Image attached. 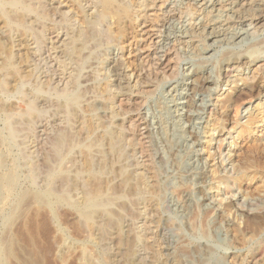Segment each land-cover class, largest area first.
I'll return each mask as SVG.
<instances>
[{
    "label": "rangeland",
    "instance_id": "rangeland-1",
    "mask_svg": "<svg viewBox=\"0 0 264 264\" xmlns=\"http://www.w3.org/2000/svg\"><path fill=\"white\" fill-rule=\"evenodd\" d=\"M19 1L31 9L20 26L0 6V44L17 73L0 84V140L14 134L11 148L0 144V176L16 174L14 190L0 192V249L21 254L2 264H264V25L234 23L243 41L211 44L188 1ZM169 87L188 97L175 133ZM30 93L35 120L25 122ZM163 119L164 136L154 125ZM60 176L67 183L50 182ZM83 190L116 212L85 222L71 208ZM50 192L68 195L55 213L39 202Z\"/></svg>",
    "mask_w": 264,
    "mask_h": 264
},
{
    "label": "bare ground",
    "instance_id": "bare-ground-1",
    "mask_svg": "<svg viewBox=\"0 0 264 264\" xmlns=\"http://www.w3.org/2000/svg\"><path fill=\"white\" fill-rule=\"evenodd\" d=\"M175 1V0H174ZM179 1V0H178ZM177 0H176V2H178ZM182 1H188V2H190L193 6H195V7H197L198 9H200V11H202L203 13H204V15H205V19H204V21H203V23H202V27H201V31H202V33L204 34V37H205V39L206 40H208V42L209 43H211V44H229V43H234V42H239L240 40H242L243 41V34L242 33H237L236 31L234 32L233 31V24L234 23H239V24H246V23H253L254 25H256V26H263L264 25V0H182ZM26 2V1H25ZM23 3V1L21 2V1H19V0H0V6H4V5H7V6H10V9H13L12 11L10 10L9 11V17L8 18H10V20H14V21H16L17 22V24L20 26L22 23V21L25 19V15H27V12L26 11H28V12H30L31 11V9H29V5L27 4L26 5V3ZM109 3H110V1L109 0H103V4H104V7L105 8H107L108 7V5H109ZM183 3V2H182ZM111 4V3H110ZM173 4H175V3H173ZM177 4V3H176ZM110 8V7H109ZM7 10H9V9H6V11ZM107 10V9H106ZM20 11V12H19ZM0 13H2V10H1V8H0ZM5 13V12H4ZM7 13H8V11H7ZM12 13V14H11ZM7 16V15H6ZM28 16V15H27ZM102 16V15H101ZM7 18V19H8ZM27 20V19H26ZM10 21H9V19L8 20H4V24H6V23H9ZM95 22H97L96 20H94V24H95ZM4 24H1V25H3L4 26ZM6 25H8V24H6ZM10 25V24H9ZM5 27V26H4ZM87 28H89V27H87ZM12 29V28H11ZM181 31H179L178 32V35L180 36V37H185V35H186V32H185V30H182V29H180ZM14 31V30H13ZM12 31V32H13ZM88 31V30H87ZM21 32V31H20ZM19 32V33H20ZM23 32V31H22ZM89 32H91V31H89ZM93 33V32H92ZM91 34V33H90ZM89 34V35H90ZM177 34V33H176ZM25 35L27 36V37H31V35H32V33H25ZM89 35H87V36H89ZM93 35V34H92ZM97 35V34H96ZM98 36H99V33H98ZM18 37V36H17ZM24 37V36H23ZM244 37H245V35H244ZM2 38V37H1ZM92 37H90V39H91ZM95 38V37H94ZM97 38V37H96ZM89 39V38H88ZM109 39V38H108ZM85 40V39H84ZM166 40V39H165ZM95 41H97V40H95ZM84 42V41H83ZM87 42V41H86ZM82 45V44H81ZM80 46V45H79ZM6 48H7V46H5ZM81 47V46H80ZM9 48V47H8ZM7 48V51L9 50ZM77 49H79L78 48V46H77V48H76V46L74 47V51L75 50H77ZM74 51H72V53L74 52ZM76 52V51H75ZM78 52V51H77ZM29 53V52H28ZM8 54H9V52H8ZM8 54H6V50H5V48L0 44V84L3 82V80H4V76H10L12 79L17 75V73H13V71L14 70H12V66H13V64L16 62V61H14V63H13V58L11 57V54H10V56L8 55ZM72 57V56H71ZM24 59V58H23ZM19 60V59H18ZM21 63V62H20ZM14 69V68H13ZM15 70H18V69H15ZM15 72H17V71H15ZM21 74H22V72H20ZM21 74L20 75H18L19 77L21 76ZM24 75V74H23ZM2 76H3V79H2ZM29 76V75H28ZM18 77V78H19ZM2 79V80H1ZM8 80V77L7 78H5V80ZM23 79V78H22ZM5 80H4V82H5ZM9 81V80H8ZM11 81V80H10ZM9 81V82H10ZM12 82V81H11ZM25 82V81H24ZM5 83H7L6 85H8V82H5ZM4 83V84H5ZM16 83V82H15ZM2 85V87L4 86L3 84H1ZM0 85V86H1ZM195 86V85H194ZM194 86H193V88H194ZM5 87V86H4ZM6 88H7V86H6ZM6 88H1L2 90L4 89H6ZM8 90H6V92H7ZM184 92H186L185 90H184ZM23 93V92H22ZM31 94V95H30ZM29 95H30V98L32 99V101L31 102H29V107H28V110H27V115L25 116L26 117V119H24V120H22V121H25V122H31V121H34L35 120V116H34V111H35V108H36V106H37V96H36V94L34 93H30ZM186 94V93H185ZM185 96L186 95H184V94H182V93H180V94H178V90L176 89V88H174V87H169L168 89H167V92H166V101L168 102V106H167V110H166V112H165V117L167 116V115H170L171 116V119H173L172 121H173V124H172V130H171V132L172 133H175L176 131L178 132L179 130L178 129H180V127H179V124H178V120H179V118H180V116H181V113H182V108H184V106L186 105L185 103H183V102H181L180 100L183 98V99H185ZM187 97V96H186ZM39 98V97H38ZM164 98V97H163ZM188 98V97H187ZM26 99V98H25ZM24 100V99H23ZM75 100V99H74ZM71 101V100H70ZM73 101V100H72ZM183 101V100H182ZM186 101H187V99H186ZM189 102V101H188ZM190 103V102H189ZM163 104H165V103H163ZM14 105V104H13ZM166 105V104H165ZM190 105V104H189ZM188 105V106H189ZM193 105V104H192ZM12 106V105H11ZM161 106V105H160ZM1 107H2V105H1ZM4 107V106H3ZM164 107H166V106H164ZM164 107H162V108H164ZM6 108H8V107H6ZM72 108V107H71ZM209 108H210V105H206V109L207 110H209ZM9 109H11V107H9ZM165 109V108H164ZM5 110V109H4ZM184 110V109H183ZM161 111H163L162 109H161ZM61 112V111H60ZM164 112V111H163ZM186 111H184V113H185ZM187 113H189V112H187ZM190 115V114H189ZM261 115V114H260ZM160 116V115H159ZM182 116H183V113H182ZM185 116H187V115H185ZM257 116V115H256ZM164 116H163V118H165ZM189 117V116H188ZM191 117H193V116H191ZM190 117V118H191ZM22 118V117H21ZM263 118V117H262ZM261 118V119H262ZM72 119V118H71ZM160 119H162V117L160 118ZM193 120L192 121H194L193 123L194 124H199L200 122H201V117H196V118H192ZM250 119V118H249ZM256 119V118H255ZM260 119V118H259ZM181 120V119H180ZM191 120V119H190ZM170 121V120H169ZM200 121V122H199ZM255 121V120H254ZM257 121V120H256ZM154 122V121H153ZM182 122V121H181ZM21 123V122H20ZM36 123V122H35ZM152 123V122H151ZM151 123H150V125H151ZM192 123V124H193ZM247 123H249V121L247 122ZM252 123V122H251ZM97 124V123H96ZM96 124H93L94 126L93 127H95V125ZM193 124V125H194ZM98 125V124H97ZM102 125V124H101ZM154 125H156L157 126V128L160 130V132H161V135H165V132H167L166 130H168V127H170V125L168 124V122L167 121H165V119H163V120H158V121H156L155 122V124ZM154 125H152V126H154ZM252 125H254V124H252ZM263 125V124H262ZM5 126H7V125H5ZM192 126V125H191ZM190 126V127H191ZM250 126V125H249ZM256 126V125H255ZM97 127V126H96ZM95 127V128H96ZM99 127H100V124H99ZM155 127V126H154ZM194 127V126H193ZM156 128V127H155ZM156 128V129H157ZM182 129H183V126L181 127ZM194 128H196V127H194ZM192 129V128H191ZM7 130V129H6ZM13 130V129H12ZM24 130V129H23ZM87 130V129H86ZM170 130V129H169ZM173 130L175 131V132H173ZM193 130V129H192ZM157 131V130H156ZM155 131V132H156ZM257 131V130H256ZM87 132V131H86ZM154 132V133H155ZM169 132V131H168ZM7 136H6V138H1V140H0V144L1 145H5L4 147H8V148H11L12 147V138H13V136H14V134H13V132L10 130V129H8L7 130ZM112 133V132H111ZM114 134H115V132H113ZM159 133V132H158ZM157 133V134H158ZM69 134V133H68ZM156 134V133H155ZM160 134V133H159ZM158 134V135H159ZM166 134H168V133H166ZM170 134V133H169ZM179 134H180V132H179ZM252 134V133H251ZM119 135V134H118ZM158 135H156L158 138H159V136ZM173 135V134H172ZM183 135V134H182ZM182 135H181V137H182ZM166 136H168V135H166ZM177 136H178V134H177ZM259 136V135H258ZM260 136H261V134H260ZM59 137V138H58ZM118 137H120V136H118ZM118 137H117V135H113V136H111V138L109 139V146L111 147V149H114V147L116 146V144H117V139H118ZM156 137V138H157ZM170 137H171V135H170ZM173 137V136H172ZM171 137V138H172ZM180 137V136H179ZM53 138V137H52ZM57 138V139H56ZM64 138V137H63ZM63 138L61 137V136H59V134H57V135H55V139H53L52 140V142H55L56 144H57V146H60L62 143H63ZM66 138V137H65ZM68 138H69V136H68ZM68 138H66V139H68ZM122 138V137H121ZM157 138V139H158ZM160 138L162 139V141L164 140V144H165V141H166V139H167V137L166 138H162V136H160ZM159 138V140H161ZM171 138H169V140H171ZM174 138V137H173ZM96 139V138H95ZM127 139V138H126ZM183 139V138H182ZM97 140V139H96ZM120 140V139H119ZM178 140H179V138H178ZM177 140V141H178ZM105 141H107V140H105ZM162 141H161V143H162ZM172 141H173V139H172ZM180 141H182V140H180ZM183 141H185V140H183ZM76 142V141H75ZM121 142L122 141H120V144H121ZM127 142V141H126ZM51 143V142H50ZM54 143V144H55ZM70 143V142H69ZM106 143H108V142H106ZM119 143V142H118ZM161 143L159 144V145H161ZM175 143V142H174ZM173 143V144H174ZM183 143V142H182ZM181 142L179 143V144H181V149H185V145L184 144H182ZM55 144V145H56ZM120 144H118L119 146H120ZM153 144H155V143H153ZM163 144V145H164ZM167 144V143H166ZM66 145V144H65ZM176 145V144H175ZM174 145V146H175ZM14 146V145H13ZM62 146V145H61ZM70 146V145H69ZM155 146V145H154ZM166 146H168V144L166 145ZM67 147H68V145H67ZM117 147V146H116ZM121 147V146H120ZM120 147H119V149H120ZM156 147V146H155ZM157 147H159V149L161 148V146H157ZM177 147H179L178 145H177ZM7 148V149H8ZM62 148V147H61ZM65 148H66V146H65ZM117 149V148H116ZM163 149H165V151L167 150V149H169V148H167L166 149V147L165 148H163ZM1 150V149H0ZM55 150H57V149H55ZM59 150V149H58ZM177 150V149H176ZM182 150V151H183ZM2 151V150H1ZM82 151V150H81ZM108 151H109V149H108ZM118 151V150H117ZM121 151H122V149H121ZM164 151V150H163ZM167 151H169V150H167ZM179 151H181L180 149H179ZM178 151V152H179ZM181 151V152H182ZM12 152V151H11ZM57 152V151H56ZM61 152V151H60ZM98 152V151H97ZM110 152V151H109ZM160 152H162V148H161V151ZM173 152V151H172ZM175 152V151H174ZM1 153V152H0ZM42 153V152H41ZM58 153H59V151H58ZM57 153V154H58ZM103 153H105V152H103ZM108 153V152H107ZM111 153V152H110ZM114 153H115V151H114ZM113 153V154H114ZM176 153V152H175ZM184 153V152H183ZM7 154V153H6ZM12 154V153H11ZM56 154V156H60V154H58L57 155ZM118 154V153H117ZM162 154V153H161ZM179 154H181V153H179ZM2 155V154H1ZM119 155V154H118ZM164 155V152H163V154L161 155V156H163ZM171 155H173V153H171ZM177 155V154H176ZM7 156V155H6ZM58 156V157H59ZM92 156V155H91ZM116 156V155H115ZM114 156V157H115ZM160 156V155H159ZM161 156L158 158V159H160L161 158ZM180 155H178V157H179ZM12 157V156H11ZM172 157H174V156H172ZM4 158V157H3ZM13 158V157H12ZM23 158H24V156H23ZM53 158H55V156H53ZM57 158V157H56ZM1 159V158H0ZM15 159V158H14ZM57 159H59V158H57ZM90 159V158H89ZM180 159V158H179ZM178 159V160H179ZM3 160V159H2ZM2 160L0 161V162H2ZM6 159L4 158V160L3 161H5ZM7 160H9V159H7ZM52 160V159H51ZM110 160V159H109ZM160 160H162V159H160ZM164 160V159H163ZM175 160V159H174ZM177 160V161H178ZM17 161V160H16ZM15 162V161H14ZM161 162V161H160ZM11 163V162H10ZM16 163V162H15ZM15 163H14V165H15ZM27 163V162H26ZM32 163V162H31ZM30 163V164H31ZM177 163V162H176ZM183 163H185V162H183ZM187 164V168L185 169V171L183 172L184 174V176L186 177V178H194L193 176H194V174L195 173H197V172H194V168H193V164H194V158L193 159H189V161L188 162H186ZM1 164L3 165L4 164V162H2V163H0V166H1ZM19 164V163H18ZM29 164V163H28ZM33 164V163H32ZM43 164V163H42ZM178 164V163H177ZM176 164V165H177ZM34 165H35V163H34ZM48 165V164H47ZM71 165V164H70ZM72 165H73V163H72ZM179 165V164H178ZM177 165V166H178ZM181 166H182V164H180ZM20 166V165H19ZM29 166V165H28ZM31 166V165H30ZM30 166H29V168H30ZM50 166V165H49ZM104 166V165H103ZM124 166V165H123ZM176 166V167H177ZM2 167V166H1ZM6 167V166H5ZM8 167V166H7ZM32 167V166H31ZM39 167V166H38ZM84 167V166H83ZM89 167V166H88ZM184 167H186L185 165H184ZM184 167H183V169L182 170H184ZM10 168V167H9ZM12 168V167H11ZM15 168V167H14ZM33 168H34V166H33ZM117 168V167H116ZM127 168V167H126ZM4 169V168H3ZM8 169V168H7ZM31 169V168H30ZM56 169V168H55ZM88 169V168H87ZM90 169V168H89ZM11 170H13V168L12 169H10V171ZM180 170H181V168H180ZM5 171H7V170H5ZM34 171V170H33ZM102 171V170H101ZM100 171V172H101ZM115 171V170H114ZM16 172V171H15ZM2 173V172H1ZM13 173V172H12ZM11 172H8V174H5L4 176H0V192H1V190L3 189V188H10L9 190L11 191V190H14V185L16 184V183H14L15 181L14 180H16L15 179V177H16V174H15V177H14V174H12ZM90 174H91V172H89ZM3 174V173H2ZM93 174V173H92ZM201 174V173H200ZM96 175V174H95ZM125 176V181L127 182L128 181V179L130 178L131 179V176L129 175V174H126V175H124ZM141 176V175H140ZM61 178H60V180H55L56 178H59V177H56L53 181L52 180H50V182L51 183H56V182H60V184H61V181H62V179H64V177H62V176H60ZM95 177V176H94ZM123 177V176H122ZM196 177H199V178H202V176L200 177L199 176V174L198 175H196ZM67 178V177H66ZM66 178L64 179L65 181H66ZM74 178V177H73ZM98 178V177H97ZM198 178V179H199ZM110 179V178H109ZM18 180V179H17ZM64 180L62 181V183L64 182ZM68 180V179H67ZM70 180V179H69ZM68 180V181H69ZM85 180V179H84ZM87 180V179H86ZM95 180V179H94ZM141 179L139 178L138 179V181H140ZM49 182V183H50ZM64 183H67V182H64ZM72 183V182H71ZM78 183V182H77ZM138 183V182H137ZM57 184V183H56ZM79 184V183H78ZM129 184V183H128ZM141 184H143V183H141ZM58 185V184H57ZM62 185V184H61ZM70 185V184H69ZM72 185H75L74 184V182L72 183ZM71 185V186H72ZM77 185V184H76ZM121 185V184H120ZM122 185H124V183L122 184ZM139 184H137V186H138ZM51 186H52V184H51ZM56 186V185H55ZM125 186H127L126 184H125ZM131 187L133 186L132 184L130 185ZM140 186V185H139ZM59 187V186H58ZM61 187V186H60ZM73 187V186H72ZM71 187V188H72ZM98 187V186H97ZM119 187V186H118ZM134 187V186H133ZM146 187V186H145ZM56 188V187H55ZM82 188V187H81ZM87 188V187H86ZM86 188H84V189H86ZM100 188H101V186H100ZM100 188H99V190H100ZM125 188V187H124ZM135 188V187H134ZM133 188V189H134ZM137 188V187H136ZM61 189V188H60ZM130 189V188H129ZM132 189V188H131ZM131 189H130V193H132L131 192ZM16 190V189H15ZM64 190V189H63ZM92 190V189H91ZM96 190V189H95ZM94 190V191H95ZM98 190V189H97ZM128 190V189H127ZM126 190V191H127ZM5 191V190H4ZM84 191V190H83ZM101 191H103V190H100V191H98V195H97V197L100 195V193H101ZM104 191H105V189H104ZM129 191V190H128ZM3 192V191H2ZM6 192V191H5ZM4 192V193H5ZM81 192V191H80ZM93 192V191H92ZM91 192V194H93ZM112 192V191H111ZM134 192V191H133ZM3 193V194H4ZM16 193H17V191H16ZM29 193H31V192H29ZM81 193H83L82 195H83V199H82V202L78 205V204H73L72 205V202H71V208L73 209V211L74 212H78L77 214H82L83 216H81V217H84V219H85V222H86V220L89 222V221H91L93 218L95 219V217L96 218H98L97 217V215L99 214L100 215V213H105V214H107V216L108 217H111V214L112 213H115V212H112L111 210L113 209V208H111V209H109V208H107V205L105 204L106 202H104L105 201V199L104 200H97L96 198H94V197H92V196H90L89 195V193H87V194H85V191L84 192H81ZM20 194V193H19ZM18 194V195H19ZM59 194V193H58ZM95 194V193H94ZM103 193H101V195H102ZM110 194V193H109ZM127 194V193H126ZM129 194V193H128ZM8 195V194H7ZM15 195V194H14ZM20 195H22V193L20 194ZM25 195V194H24ZM27 195L29 196V194L27 193L26 194V196L25 197H27ZM31 195V194H30ZM63 195H65V194H62V195H57V193H56V195H53L51 192L50 193H48V194H44V196H40L39 198H40V203L41 204H43L45 207L44 208H47L51 213H55L56 212V208L58 207V206H60V205H64V204H66V201H68V200H66V199H68V198H66L65 199V197H68V195L66 196L65 195V197L63 196ZM6 196V195H5ZM23 196V195H22ZM94 196H96V195H94ZM2 197V196H1ZM24 197V196H23ZM24 197V198H25ZM74 197V196H73ZM185 199H188L189 200V194L188 193H186L185 194ZM6 198V197H5ZM10 198V197H9ZM103 198H105V197H103ZM108 198L109 197H107V200H108ZM3 199H4V196H3ZM17 199V198H16ZM26 199V198H25ZM28 199V198H27ZM31 199V198H30ZM120 199V198H119ZM7 200V199H6ZM5 200V201H6ZM12 200V199H11ZM18 200V199H17ZM21 200H22V198H21ZM29 200V199H28ZM35 200V199H34ZM109 200H112V199H109ZM2 201V200H1ZM30 201V200H29ZM37 201V200H36ZM191 201V200H190ZM20 202H22V201H20ZM33 202V201H32ZM110 202H112V201H110ZM188 202V201H187ZM13 203H14V201H13ZM16 203V202H15ZM30 203V202H29ZM73 203H74V201H73ZM123 203H125L124 201H123ZM122 203V204H123ZM191 203H193V202H191ZM1 204V203H0ZM7 204V203H6ZM10 204V203H9ZM38 204V203H37ZM121 204V205H122ZM190 204V203H189ZM12 205V204H11ZM14 205V204H13ZM21 205V204H20ZM29 205V204H28ZM68 205V204H67ZM66 205V206H67ZM124 205V204H123ZM127 205V204H126ZM125 205V206H126ZM24 205H22L21 206V208L23 207ZM69 206V205H68ZM17 207V206H16ZM15 207V208H16ZM42 207V206H41ZM62 207V206H61ZM112 207V206H111ZM124 207V206H123ZM12 208V207H11ZM10 208V209H11ZM14 208V207H13ZM14 208V209H15ZM24 209H25V207H23ZM22 208V209H23ZM43 207H42V209H44ZM65 208V207H64ZM70 208V209H71ZM126 208V207H125ZM3 209V208H2ZM14 209H13V211H14ZM45 210V209H44ZM217 210H219V209H217ZM11 211V210H10ZM16 211V210H15ZM14 211V212H15ZM22 211V210H21ZM61 211V210H60ZM63 211V210H62ZM67 211H68V209H67ZM72 211V212H73ZM113 211H114V209H113ZM216 211V210H215ZM58 212V211H57ZM64 212H66L65 210H64ZM8 213V212H7ZM19 213H20V209H19ZM60 213V212H59ZM58 213V214H59ZM63 213V212H62ZM215 213V212H214ZM219 213V212H218ZM16 214V213H15ZM20 214H24V212L23 213H20ZM216 214H217V212H216ZM0 215H2L1 214V212H0ZM3 215H4V213H3ZM71 215V214H70ZM102 215V214H101ZM100 215V216H101ZM218 215V214H217ZM75 216V215H74ZM106 216V215H105ZM114 216V215H113ZM60 218V217H59ZM103 218V217H102ZM105 218V217H104ZM114 219V218H113ZM105 219H103V221H104ZM106 220H107V218H106ZM106 220H105V222H106ZM110 220V219H109ZM109 220H108V223L110 224V222H109ZM102 222V221H101ZM115 222V221H114ZM114 222H112L113 224H114ZM89 224V223H88ZM92 224V223H91ZM116 224V223H115ZM114 224V225H115ZM114 225L112 226V227H114ZM108 226V225H107ZM110 226V225H109ZM88 227V226H87ZM95 227V226H94ZM110 235V234H109ZM9 236V235H8ZM11 243V242H10ZM14 243V242H13ZM7 245V248L5 247ZM6 245H4V247L7 249V250H2V249H0V262H1V264L3 263V260L5 259V258H15L16 257V255H19V253H18V251H16V250H12L11 248H8V245H9V242H8V244H6ZM12 246H13V244H12ZM30 246V245H29ZM263 247V246H262ZM261 247V248H262ZM14 248V247H13ZM91 250V249H90ZM93 250V249H92ZM91 250V251H92ZM259 250V249H258ZM263 250V249H262ZM261 250V251H262ZM15 251H16V253H18V254H16L15 253ZM24 252V251H23ZM95 252V251H94ZM27 253V252H26ZM260 253V252H259ZM258 254V253H257ZM35 255V254H34ZM19 256H21V254L19 255ZM18 256V258H21V257H19ZM31 256H32V254H31ZM32 258V257H31ZM7 260V262L8 261H10V260ZM88 259V258H87ZM14 260H16V259H14ZM20 260V259H19ZM23 260H24V258H23ZM33 260H35V258L33 259ZM89 260V259H88ZM22 261V260H21ZM24 262H26V261H24ZM31 262H33V261H31ZM5 263V262H4ZM11 263H13L12 261H11ZM23 263V262H22ZM34 263H36V261L34 262ZM28 264V263H27Z\"/></svg>",
    "mask_w": 264,
    "mask_h": 264
}]
</instances>
